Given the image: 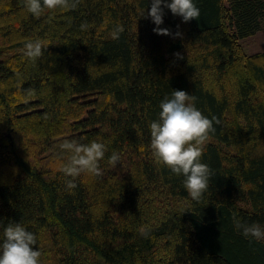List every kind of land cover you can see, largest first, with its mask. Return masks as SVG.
I'll use <instances>...</instances> for the list:
<instances>
[{
    "label": "trees",
    "instance_id": "trees-1",
    "mask_svg": "<svg viewBox=\"0 0 264 264\" xmlns=\"http://www.w3.org/2000/svg\"><path fill=\"white\" fill-rule=\"evenodd\" d=\"M193 3L200 16L187 23L164 9L160 27L182 34L173 38L143 17L151 0H81L38 19L24 0H0V240L20 223L41 263L264 264V241L233 224L235 213L264 227V50L239 45L264 30V0ZM36 40L49 45L33 62L25 44ZM172 90L219 120L199 202L150 147L149 125ZM64 140L104 143L102 174L58 171L70 156Z\"/></svg>",
    "mask_w": 264,
    "mask_h": 264
},
{
    "label": "clouds",
    "instance_id": "clouds-1",
    "mask_svg": "<svg viewBox=\"0 0 264 264\" xmlns=\"http://www.w3.org/2000/svg\"><path fill=\"white\" fill-rule=\"evenodd\" d=\"M81 0H24V7L34 18H40L46 10L56 9L74 10ZM170 10L174 16L182 18L187 23L200 16V9L193 0H151L150 8L145 11L144 18H150L156 26L153 32L157 35H168L173 38L182 34L177 31L172 33L168 28H161L164 23V9ZM86 27L85 24L81 28ZM179 29V25H177ZM124 31L122 25H117L112 32L113 39H119ZM49 44L42 40L29 41L25 44L24 55L35 62L44 55V50ZM178 59L179 53L174 54ZM196 97L184 90H172L171 97L165 96L160 102L158 119L150 125V147L157 164L170 169L171 173L183 176L184 188L193 201L199 202L209 187V180L213 175L210 167L201 162L204 145L210 133L215 132L214 122L219 123L217 117L211 119L204 116L195 106ZM60 149L70 153L67 162H60L58 171L67 177H78L81 173L100 176L102 171L99 166L105 156L106 146L102 142L91 141L82 144L76 140H64ZM120 154L113 152L108 158V163L116 167L120 161ZM66 187L70 191L77 187L74 179L66 180ZM233 224L245 238L254 241H264V227L259 223L248 224L243 222L233 213ZM142 235H146L141 230ZM37 237L26 230L20 223H10L3 230L0 240V264H40L42 253L34 246Z\"/></svg>",
    "mask_w": 264,
    "mask_h": 264
},
{
    "label": "rangeland",
    "instance_id": "rangeland-1",
    "mask_svg": "<svg viewBox=\"0 0 264 264\" xmlns=\"http://www.w3.org/2000/svg\"><path fill=\"white\" fill-rule=\"evenodd\" d=\"M240 48L242 52L246 55L256 54L264 50V30L258 32L257 34L239 41ZM192 52L191 54H194ZM181 202V201H180ZM40 264H53L52 262H43Z\"/></svg>",
    "mask_w": 264,
    "mask_h": 264
}]
</instances>
